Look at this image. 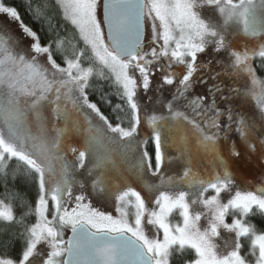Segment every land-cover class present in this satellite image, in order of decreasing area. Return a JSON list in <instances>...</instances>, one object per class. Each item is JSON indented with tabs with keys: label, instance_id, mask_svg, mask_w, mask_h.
<instances>
[{
	"label": "snow or ice",
	"instance_id": "snow-or-ice-1",
	"mask_svg": "<svg viewBox=\"0 0 264 264\" xmlns=\"http://www.w3.org/2000/svg\"><path fill=\"white\" fill-rule=\"evenodd\" d=\"M27 10L38 30L0 0V16L22 32L14 38L0 29V181L6 186L22 176L35 185L37 199L33 208L6 192L23 212L0 200V246L19 241V264H172L185 249L195 257L184 264H264V233L249 220L264 216V186L242 189L238 183V167L254 159L264 165V80L253 67L257 57L264 67V0H45L36 8L28 2ZM241 35L254 45L237 48ZM209 47L223 57L216 60L220 70L208 77L214 83L205 95L193 96L194 85L208 83L201 69L212 61L198 63V56ZM156 72L162 74L159 88H176L166 114L144 116L140 92L147 94ZM101 80L115 92L105 93ZM93 92L103 101L119 98L113 111L120 123L102 113L90 99ZM250 98L258 118L236 107ZM120 113L128 114L127 127ZM74 135L83 137L79 146L71 143ZM177 141L179 156H169ZM117 155L129 162L127 175L115 168ZM173 159L183 165L182 174L161 172ZM79 169L92 178V195L114 196L118 216L93 206ZM148 173L160 183H147ZM136 182L147 197L132 186ZM174 213L180 222L173 223ZM243 238L250 239L254 261L242 255ZM0 264L17 262L4 256Z\"/></svg>",
	"mask_w": 264,
	"mask_h": 264
},
{
	"label": "rangeland",
	"instance_id": "rangeland-1",
	"mask_svg": "<svg viewBox=\"0 0 264 264\" xmlns=\"http://www.w3.org/2000/svg\"><path fill=\"white\" fill-rule=\"evenodd\" d=\"M146 26H147V34H146V43H147V36L150 32V22L146 21ZM0 29L7 30L8 34L13 36L14 38H18V37L22 36L20 26L15 21L10 20L6 16H0ZM29 43H30V40L25 39L23 41L24 45H27ZM254 43H255V41L252 40V44H250V46H253ZM222 58L223 57L220 54L215 53L212 50V48L209 47L205 53H202L198 56V63L203 62V63L207 64L211 60L212 65L213 64L217 65L216 60L222 59ZM41 59H43V58H41ZM258 60H259V57L254 59L253 67L257 68V65L259 64ZM204 71H206V68H204ZM257 76L261 80H264V78L259 76L258 74H257ZM152 79H153V84L150 86L147 94L143 93L142 90L140 92V96L142 97L141 103L144 105V112L142 113V115H144V116H150L154 112L156 114H160V113L166 114L167 109L164 106V104L167 101L171 100L173 93L175 91V88H176V84L171 85V86L165 85L163 88H159V85L162 83V74L160 72H156V75ZM225 107H226V105H222V108H225ZM236 107L239 108V110L242 111L243 113H245L246 115H254L257 118L259 117V110L255 104L254 98H250L247 101H241L236 105ZM182 110H184V109H182ZM93 116H94V114H93ZM122 127H124V126H122ZM142 133L150 136V130L147 128L146 124H143V123H142ZM236 135L237 134H233V136H236ZM149 142H152L154 144V142L150 138L148 140V143ZM71 143L74 146H79L80 144L83 143V137L74 135ZM147 145H146V147H147ZM181 147H182V144L179 141H177L176 144L168 147V155L172 156V157L179 156V150ZM114 158H116V159L118 158V160H117L118 165H121V166L125 165V169H127L129 167L128 161L121 160L118 155L114 156ZM69 159H72L71 154H69ZM204 163H206V161H204ZM252 163H256V162L252 160V161H249L248 163L244 164L242 167H238V183L242 189L243 188H249V189L254 190L255 187L264 186V165H262V164L254 165ZM88 166H89V161L86 159L85 169ZM110 168H111V166H110ZM115 168L118 169L119 171H121V169H122V168L119 169V167L116 165V162H115ZM153 168H155V165L153 166ZM85 169H79L76 175H77V179L80 180L81 183H83L85 185V188L83 189V191L85 192L86 195H89V199L92 200L93 206L96 207L97 209H99L100 211L105 212L106 214L118 216L119 213L116 211V201H115L114 196L104 195V194H100V195H92L91 194V179L92 178L87 176ZM182 170H183V165L176 159H173L170 164H166V165L162 166V168H161V172L167 171V175H174V174L180 175V174H182ZM109 174L115 175L116 171L113 170ZM125 174H127V172ZM144 180L150 184H159L160 183L159 177L152 176L150 173L145 175ZM132 186L136 187V189L138 191H141L142 195H145L147 197V193L143 190L140 182L133 183ZM78 191H80V189L78 187L73 189L74 193H77ZM211 194H213V193L210 192L209 195H211ZM226 195L227 194L222 193V197H225ZM0 200H3V199L0 198ZM4 203L8 204L5 201H4ZM149 206L151 207V205H149ZM128 210L130 213L132 211H134L130 206H129ZM50 211H51V207H50ZM49 218H51V216ZM231 219H232V217L229 216L228 222H231ZM145 220H147V217L145 218ZM171 220L173 221V223H177V222L181 221V217H179V215L177 213H174L173 216L171 217ZM204 223L205 222L202 219L201 224L203 225ZM145 228H146V230H151L152 226L145 223ZM70 232H71L70 229L65 230V238L69 237ZM222 235L224 237H229L231 234L226 233V232H222ZM220 243L222 244V241H220ZM257 254H258V250H257ZM0 258H3V257L0 256ZM249 259L254 261L255 257L251 256V258H249ZM16 262H17V264H19V260Z\"/></svg>",
	"mask_w": 264,
	"mask_h": 264
},
{
	"label": "trees",
	"instance_id": "trees-1",
	"mask_svg": "<svg viewBox=\"0 0 264 264\" xmlns=\"http://www.w3.org/2000/svg\"><path fill=\"white\" fill-rule=\"evenodd\" d=\"M3 2L10 6H15L24 23L29 24L33 26L34 29H39V25L35 23L32 19V16L30 12L27 10V3L30 2L33 8L39 7L42 4L45 3V0H3ZM49 5H53L55 3V0H47ZM59 19L63 21L62 15H60ZM71 25L68 24L69 30H71ZM39 35L41 36V42L44 43L47 40V36L45 32H39ZM257 65V74L264 78V67L261 66V60L259 58ZM100 84L104 85V91L105 93L109 92H115V88L111 87L109 88L107 86V82L101 80L99 81ZM90 99L97 103V106L101 109L102 113L108 117L109 121L113 123L114 125L116 123H120V120L117 119V112H114L113 109L115 108V105L118 103H121L119 98L115 95H108L107 101H103L100 99V96L98 93L93 92L90 96ZM120 117L123 120V123L121 126L127 127L129 123V116L126 113H120ZM149 155L152 157V164L155 165V159H154V144L152 142H149L146 147ZM17 162L15 160L10 162V167L14 166ZM122 168V169H121ZM119 169H121L122 172H125L124 168L119 165ZM6 192H15L18 193L20 196H22L28 204H30L33 208L35 207V202L37 199V189L34 184H29L25 181V179L22 176H17L15 180H12L9 178L7 185L5 186V183L3 181H0V198H2L7 203H12L14 212L17 213V215L22 214L23 209L18 206L17 201H10L6 197ZM250 222L253 223L259 233H264V216L256 215L249 218ZM27 223L31 224L35 222V217L30 215L27 218ZM242 242L244 244V248L242 249V255L248 256V253L250 251L251 242L249 238H243ZM22 253V246L21 243L18 241L16 244H14L10 249H5L3 246H0V256L4 257L7 256L8 258H11L15 261H18L21 257ZM195 257V252L191 249H185L181 252H178L174 257L172 264H184V262L189 261ZM251 258V256H248Z\"/></svg>",
	"mask_w": 264,
	"mask_h": 264
},
{
	"label": "flooded vegetation",
	"instance_id": "flooded-vegetation-1",
	"mask_svg": "<svg viewBox=\"0 0 264 264\" xmlns=\"http://www.w3.org/2000/svg\"><path fill=\"white\" fill-rule=\"evenodd\" d=\"M145 29H146V34H147V26H146V23H145ZM250 40L251 39H248V38H245V37H242V36H237L235 38V40H234V44H235V46L237 48H239L241 46V44L242 43H245V42L248 43L249 46H250V44H252V40L251 41ZM219 70L220 69H219L218 65H214V64L212 65V63H211V65L208 68H206V71H204V69H201V73H202V75H203V77L205 79H208V77L211 75L212 72L219 71ZM222 82H223V84L225 86L231 84V81H229L228 78H224ZM213 83H214L213 80L208 79V83L207 84H199L198 83V84L194 85V87L192 89L191 95H193V96H196V95H205L207 93V88L209 86H211ZM205 102L208 103L210 101H205ZM217 103H218V107L221 110H223L224 108H222V105H225V104L223 102L219 101V100L217 101ZM233 134H235V133H233ZM117 160H118V158L117 159L114 158V161L116 162V165L119 167V165L117 164ZM253 161L256 162V163H252L254 165H257V164L260 165L261 164L258 160H253ZM122 167L125 169V165H122ZM125 173H126V171H125Z\"/></svg>",
	"mask_w": 264,
	"mask_h": 264
},
{
	"label": "water",
	"instance_id": "water-1",
	"mask_svg": "<svg viewBox=\"0 0 264 264\" xmlns=\"http://www.w3.org/2000/svg\"><path fill=\"white\" fill-rule=\"evenodd\" d=\"M145 35H146V29H145ZM70 236H71V232H70V234H69V237H70ZM69 237H68V238H69Z\"/></svg>",
	"mask_w": 264,
	"mask_h": 264
}]
</instances>
